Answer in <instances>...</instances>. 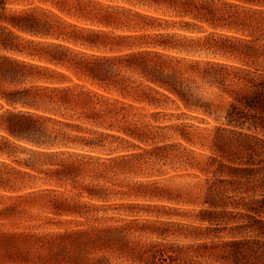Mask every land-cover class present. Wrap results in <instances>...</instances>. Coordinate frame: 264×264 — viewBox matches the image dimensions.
Masks as SVG:
<instances>
[{
	"label": "rangeland",
	"instance_id": "rangeland-1",
	"mask_svg": "<svg viewBox=\"0 0 264 264\" xmlns=\"http://www.w3.org/2000/svg\"><path fill=\"white\" fill-rule=\"evenodd\" d=\"M199 1L217 10V13H205L208 21L195 18V12L182 13L152 0H4L0 3L5 14L36 10L53 19L57 16L69 23L102 28L111 35L153 31L141 29L143 21L138 15L158 17L149 19L148 23L156 26L154 31L169 32L164 39L174 48L156 49L185 58L176 67L182 73L190 98L197 103L185 107L173 94L168 93L166 98L151 90L149 86H154L147 85L139 72L130 71L131 78L142 83L130 94L112 87L104 89L88 80L83 83L97 93L92 96L90 92L93 102H123L126 107H133L128 108V119L138 118L142 122L136 137L80 119L82 130L61 128L65 136H78L74 143L63 147L68 152L45 157L35 156L29 150L32 145L0 129V209L16 201L19 195L24 197L19 215L0 217V230L37 226L39 231H50L67 226L65 220H84L94 215L100 219L97 224L129 223L121 236L132 244L174 243L181 247L180 257L190 263L264 264V102H255L253 108H247L234 102L230 94L262 95L259 86L239 88L233 83L237 74L264 72V56L252 53L244 42L231 39L226 43L225 38L217 36L252 37L256 44L264 42V30L253 28L256 31L252 35L249 25H244L255 15L254 9L264 11V0ZM76 5L82 8L84 17L74 13ZM97 11L111 12L119 23L91 25L87 17ZM210 39L218 41L215 47L210 46L213 44ZM132 41L126 38L120 41L122 45L98 53H122L130 48L126 46ZM230 43L236 44L237 52L224 51ZM246 50L249 55L244 53ZM194 59L218 61L241 69H223L225 79L211 83L200 70L189 66V61ZM65 72L77 80L70 71ZM6 110L32 111L33 108L0 99V113ZM116 119L120 115L106 117L105 121ZM103 131L108 135L101 134ZM85 141L91 145H84ZM113 157L123 160H108ZM62 161L72 162L75 167L51 172ZM91 188L99 190L101 197H89L87 190ZM217 196L225 203L211 206L208 201ZM53 198L66 199L74 205L94 203L98 210L82 217L76 213L66 215L50 205ZM103 253L110 257V264H132L118 258L115 247ZM0 264L12 263L0 258Z\"/></svg>",
	"mask_w": 264,
	"mask_h": 264
},
{
	"label": "trees",
	"instance_id": "trees-1",
	"mask_svg": "<svg viewBox=\"0 0 264 264\" xmlns=\"http://www.w3.org/2000/svg\"><path fill=\"white\" fill-rule=\"evenodd\" d=\"M152 1L182 13L195 12V18L206 21L209 18L205 13H217L216 9L208 7L204 1ZM0 3L3 4L4 0H0ZM73 7L75 14L84 17L79 5ZM0 9V99L33 108L32 111L6 110L0 113V129L32 145L29 150L35 156L50 157L67 153L63 147L74 143L78 136H65L61 128L66 126L82 130L81 124L78 123L80 119L105 129H115L117 133L134 137L139 135L138 130L142 122L138 118L127 117L128 108L133 107H126L123 102H93L90 92H93L92 96L97 93L86 88L84 80L104 89L112 87L122 94H130L132 89L142 83L133 80L128 72H139L147 85L154 86H149L154 92L166 98L173 94L185 107L197 106L196 101L190 98L189 90L182 80V73L176 67L185 58L179 59L156 49L174 48L164 39L169 36V32L154 31L157 30L156 26L148 23L149 19H159L158 17L138 15L143 21L141 29L153 31L134 35H111L102 28L69 23L57 16L53 19L36 10L23 9L5 14L2 11L4 7L0 6ZM252 14L255 15L244 25H249L250 33L254 35L256 30H252L253 28L264 30V11L254 9ZM87 19L91 25L106 26L113 22L119 23L109 11H97ZM162 20L167 21V18ZM217 36L225 38L226 43L233 41L231 39L244 42L252 53L264 56V42L256 44L252 37L240 38L225 34ZM126 38L133 39L132 43L128 44L130 46H126L130 47L128 50L112 55L105 51L98 53L101 49L112 50L115 46L122 45L120 41ZM210 41L213 43L211 47H215L218 42L216 39ZM225 47L227 48L224 51L237 49L234 43ZM244 53L249 55L247 50ZM189 62L192 70H200L211 83L225 79L226 75L221 71L223 69H241L236 65L211 60L194 59ZM65 71H70L77 80L74 81ZM249 72L251 71L248 70ZM251 74L255 75L237 74V81L233 84H237L239 88L259 86L262 88V95L255 93L241 96L236 92L230 93L234 102H240L247 108H253L255 102H264V72L252 71ZM252 76L258 79L255 80ZM70 111H74L76 116ZM116 115H120L119 120L105 121L106 117ZM102 133L108 135L104 131ZM84 145H91V142L85 141ZM69 153L72 155L75 152ZM108 160L120 162L117 160L123 159L113 157ZM58 165L59 167L51 172L60 173L75 167L72 162L62 161ZM60 167L62 169H59ZM87 193L91 198L101 197L99 190L94 188L87 190ZM23 198L19 195L16 201L2 207L0 217L19 215ZM49 202L56 211L66 215L76 213L82 217L91 210H98L94 203L74 205L66 199L57 198ZM223 202L219 196L208 201L211 206ZM82 208L85 209L81 211ZM99 220L94 215L85 217L84 220H65L68 222L67 226L50 231H39L37 226L24 230H0V258L12 264H85V261L89 264H110V257L103 252L115 247L118 250L117 257L130 260L132 264H195L182 259L181 247L174 243L153 241L132 244L121 236L129 223L103 225L97 224Z\"/></svg>",
	"mask_w": 264,
	"mask_h": 264
},
{
	"label": "snow or ice",
	"instance_id": "snow-or-ice-1",
	"mask_svg": "<svg viewBox=\"0 0 264 264\" xmlns=\"http://www.w3.org/2000/svg\"><path fill=\"white\" fill-rule=\"evenodd\" d=\"M85 264H89V262L88 261H85Z\"/></svg>",
	"mask_w": 264,
	"mask_h": 264
}]
</instances>
